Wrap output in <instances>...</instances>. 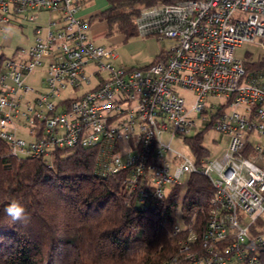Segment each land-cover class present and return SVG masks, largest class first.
Returning <instances> with one entry per match:
<instances>
[{"label":"built area","instance_id":"2783aa9c","mask_svg":"<svg viewBox=\"0 0 264 264\" xmlns=\"http://www.w3.org/2000/svg\"><path fill=\"white\" fill-rule=\"evenodd\" d=\"M83 1L0 0V36L26 24L34 30L32 44L12 58L0 56V139L8 154L51 165L58 151L94 149L97 173L122 174L128 194L141 204L160 203L175 186L184 189L191 174L205 175L214 195L201 242L206 253L189 255L193 264H261L264 0L126 7L139 10L138 34L169 41L145 67L115 64V48L91 37V23L80 15ZM244 43L261 53L237 59L235 48ZM182 91L193 92V101ZM208 127L230 137L221 158H190L172 148L174 139L190 146L187 137ZM121 140L130 148L124 155ZM181 229L177 224L175 234ZM195 239L191 232L188 240Z\"/></svg>","mask_w":264,"mask_h":264},{"label":"trees","instance_id":"16d2710c","mask_svg":"<svg viewBox=\"0 0 264 264\" xmlns=\"http://www.w3.org/2000/svg\"><path fill=\"white\" fill-rule=\"evenodd\" d=\"M157 1L109 0L99 15L107 36H137L139 10L126 7ZM202 140V132L187 137L196 156L208 157ZM52 160L11 156L0 139V264H193L189 255H205L201 242L214 195L207 176L193 173L184 189L175 186L160 203L141 204L128 194L122 174L97 173L94 149L58 151ZM12 200L24 205L26 223L4 212ZM177 224L182 229L175 234ZM259 258L264 264V249Z\"/></svg>","mask_w":264,"mask_h":264},{"label":"rangeland","instance_id":"374dc122","mask_svg":"<svg viewBox=\"0 0 264 264\" xmlns=\"http://www.w3.org/2000/svg\"><path fill=\"white\" fill-rule=\"evenodd\" d=\"M46 18V15H44L41 19L44 20ZM135 19H134V23H135ZM98 22L95 21L93 22L94 24H97ZM136 26V24H135ZM136 37V36H135ZM142 35L138 34L136 38L130 37L128 38V40L126 42H115L114 39L111 38H107L105 36L99 38L96 42L99 44H102L106 47H111V48H115V50L118 53V59L115 62V64L117 66H119V64L123 63V64H132V63H141L140 60H142L144 57L143 54H146V50L144 49H139L141 44L140 41L143 40ZM23 40H27L23 41ZM34 40V30H33V25L32 24H26L24 27L23 31H15L13 33L12 36L10 35H6V36H0V56L2 54H4V56L6 58H12L15 54V50L20 47V46H24V47H28L30 44H32ZM158 40V39H157ZM162 41L161 45L165 48H168L169 45V41L167 39L165 40H159ZM7 44V45H6ZM6 45V46H4ZM261 53L260 49L254 45V44H250V43H244L242 45H239L235 48V57L237 59H241L244 61L249 60L250 58H255L257 57L259 54ZM151 58H149L148 60H150ZM29 82H32L31 79H29ZM95 83V79L92 80V84L84 86V88H82L79 92H77L76 94H80L83 91L86 90V88H90L91 86H93V84ZM183 94L191 101H193L195 94L191 91H182ZM225 110H229L228 107L225 108ZM201 125H202V121H201ZM196 130H194L189 136H193L196 135ZM203 133V140H202V145L208 149V151L210 152L209 156L211 159H218L221 158L224 153L226 152V150L228 149V144L230 141V137L227 134H222L217 132L213 127H208L207 129L202 131ZM162 139L165 143H168L170 141V136L169 134H164L162 136ZM260 143H264V139H260L259 140ZM120 146H121V150L120 153L124 155V153L129 152L130 148L128 146V141L127 140H121L120 141ZM171 146L173 149L181 152L182 154L190 157V158H194L195 154L193 152V150L191 149L190 146H188L184 141L182 140H173L171 142ZM187 177H184V180H186ZM184 195V191H181V195H180V200L182 199ZM261 223H263L264 221L261 220L259 221Z\"/></svg>","mask_w":264,"mask_h":264},{"label":"crops","instance_id":"0c3cea01","mask_svg":"<svg viewBox=\"0 0 264 264\" xmlns=\"http://www.w3.org/2000/svg\"><path fill=\"white\" fill-rule=\"evenodd\" d=\"M109 7V0H84L83 6L80 10V15L91 20V28H90V35L97 41L99 38L105 36L107 38H111L115 40V42H126L128 38L125 34L116 33L112 36H107V22L101 21L99 19V15L105 11ZM97 21V24L93 25V22ZM137 37V36H136ZM136 37H132L136 38ZM162 41L157 40L154 37H143V40L140 41V48L146 50V54H143L144 57L141 63H132V64H119V66H134V67H145L150 65L155 58H157L164 50L167 48L161 45ZM119 57V56H118ZM118 57L116 58L115 62L117 61ZM151 58L150 60H148Z\"/></svg>","mask_w":264,"mask_h":264},{"label":"clouds","instance_id":"9594fccd","mask_svg":"<svg viewBox=\"0 0 264 264\" xmlns=\"http://www.w3.org/2000/svg\"><path fill=\"white\" fill-rule=\"evenodd\" d=\"M4 212L12 218L13 221L26 223L28 215L24 205L18 200H12L5 208Z\"/></svg>","mask_w":264,"mask_h":264}]
</instances>
